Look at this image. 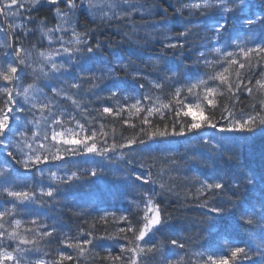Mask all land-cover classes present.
Segmentation results:
<instances>
[{
  "label": "snow or ice",
  "instance_id": "snow-or-ice-1",
  "mask_svg": "<svg viewBox=\"0 0 264 264\" xmlns=\"http://www.w3.org/2000/svg\"><path fill=\"white\" fill-rule=\"evenodd\" d=\"M177 2L179 7H169L181 30L169 35L163 30L170 24L169 13L160 4L0 0V36L5 39L0 55V150L7 152L10 163L41 177L37 185H24L19 191L3 189L12 199L8 201L11 207L0 211V264H91L96 260L101 264H193L192 256L197 257L195 264H264V0H260L259 13L252 0ZM46 6L56 21L52 27H47L46 17L31 15ZM21 10L29 14L25 23L16 24ZM185 11L189 17L195 14L207 22L193 25L191 19H184ZM136 16L143 23H137ZM27 24L37 27L28 29ZM141 29L160 31L158 36L152 31L141 35ZM257 29L260 37L254 39ZM37 32L41 44L46 39L50 47H59L38 49L36 60L30 63L32 52L22 46L19 37ZM66 35L70 37L67 41ZM195 37H201L203 43L196 44ZM156 44L161 46L159 50L148 54ZM176 57L192 59V63L181 66L174 63ZM33 63H38V73ZM26 76L33 83L25 86L20 82ZM242 97L253 101L247 112L238 107L244 103ZM68 102L73 111L65 106ZM104 121L109 122L108 130ZM117 122L131 134L117 135ZM209 129L242 134L246 142L252 141L254 155L258 143L259 167L250 169V175L233 176L216 169V156L226 155L224 141L231 137L210 138ZM193 138L206 151L192 148L191 154L186 152L177 159V153L160 147ZM230 151L229 160L239 158V152ZM85 156L115 158L124 166L117 164L107 174L103 168L81 171L64 167L73 157ZM186 172L199 174L189 177ZM8 174L7 168H0V176ZM105 175L113 177V187L119 185L114 195L129 204L118 217L104 211L91 223L85 219L87 229L77 227L76 236L62 233L56 225L49 227L40 218H15L33 215L27 210L44 203L45 198L55 208L57 198L64 195L61 185L71 188L82 180L94 183L92 178ZM176 180L184 184L178 185ZM241 184L248 189L243 198ZM167 201L179 204L177 211L193 210L189 201L195 202V210L203 215L198 223L211 226L209 243L219 240L221 247L210 248L211 254L180 255L185 245L169 239L177 230L171 223L172 213L162 207ZM73 215L83 218L88 213ZM5 217L9 219L5 221ZM110 219L124 226L109 233ZM25 223L36 227L21 234L19 229ZM98 223L105 226L102 234H96ZM239 230L250 234L241 241L243 246L233 239ZM252 236H258L261 243L254 245ZM57 240L60 247L54 256L42 252L41 241L51 244ZM107 240L115 241V255L112 248L104 247ZM254 255L258 261L253 260Z\"/></svg>",
  "mask_w": 264,
  "mask_h": 264
},
{
  "label": "trees",
  "instance_id": "trees-1",
  "mask_svg": "<svg viewBox=\"0 0 264 264\" xmlns=\"http://www.w3.org/2000/svg\"><path fill=\"white\" fill-rule=\"evenodd\" d=\"M135 2L146 4V5H153V4H160L163 8L168 10L169 13V20L170 24L164 28L163 30L167 32L169 35L175 34L181 30V28L178 25V22L174 19V13H173V8L169 7V5H175L176 7H179V4L177 0H135ZM183 2L187 3L188 0H183ZM253 4L255 5V10L259 13V8H260V0H252ZM63 7V5H61ZM22 16L17 18L15 20L16 24H22L25 23V18L29 14L25 12L24 10H21ZM31 15L39 17V18H47L49 23L47 27H52V23L54 20L52 19V14L48 7L46 6L43 8L40 12H33ZM184 19H191L192 24L196 26H200L204 24L206 21L205 17L202 16H197L193 14V16L189 17L188 12L185 11L183 13ZM137 23H143L140 19V16L135 17ZM151 19H159V17H153ZM2 20V18H0ZM81 22H84L83 17H81ZM26 27L28 29H33L36 28L37 25L35 24H27ZM90 27H95V25H90ZM19 31V30H18ZM125 31H127V28H125ZM145 31H152L153 35L159 34V29H141L140 34L143 35ZM201 35H203L204 30L203 28H200ZM111 35V33H109ZM247 35H251V33H248ZM3 41L5 42V39L3 36H1ZM29 40L27 39L28 37H19V39L22 41V46L26 49L31 50L32 56H31V61L36 60V51L38 49H43V50H51L52 47L58 45V44H53L51 47H44V44H48L47 40L45 39L43 44L40 43V35L39 32L36 33V35L29 36ZM260 37V31L259 29L256 30L254 39H259ZM68 36L66 35L64 37L65 41L67 40ZM55 40V36L53 37ZM113 39L119 40V36H114ZM28 40V41H26ZM196 44L203 43V40L201 37H195L194 38ZM4 42L2 43V46L4 45ZM33 45L36 47L33 48ZM161 46L159 44H156L153 46V48L148 50V54H154L156 50H159ZM3 49V48H2ZM194 59V53L193 57ZM212 58V57H210ZM135 59V58H134ZM137 64H140L142 67L144 66L142 61L137 60ZM174 63L180 64L181 66L183 65H190L192 63V59H183L181 61V58L176 57L174 60ZM33 67L37 69V73L39 72L38 68V63H33ZM21 84L27 85L30 83H33V79L30 76V78L27 77H22L21 78ZM141 83H144V81H141ZM19 87V85H17ZM43 87V85H40ZM53 87L56 85L53 84ZM147 87V85H146ZM47 91V89H45ZM51 95V93H49ZM71 94V93H70ZM159 95V93H156ZM258 98H261L258 96ZM88 99H91L89 97ZM242 100H244V103L239 105L238 107H243L244 110L248 111L247 108L244 107L247 98L242 97ZM68 108V111H73V108L70 105V102H68L65 105ZM93 106H98V105H93ZM246 111V112H247ZM29 119H32L31 116L28 117ZM77 118L81 119V122L83 123V119L80 117L79 114H77ZM23 119V117H22ZM105 123V129L108 130L109 128V122L104 121ZM88 125H86L87 127ZM116 129H117V135H119L121 132L125 136L130 135V131L127 130L126 128L120 127L119 123L117 122L116 124ZM208 131V136L211 137H217L219 138L220 136H225V137H231V139H226L224 141V149H225V156H216L215 159V168L220 170V171H225L226 176H233L235 173L233 171L237 170H246V165L247 164H259V154H258V148L259 144L257 143L256 145V153L255 155L253 154V148L251 147L252 141H245L243 139L242 134H233V133H219L218 131H213L211 129L207 130ZM30 135V133H29ZM219 139H217V143H219ZM248 144L249 147L245 148V144ZM161 148L167 147L169 148L172 152L177 153V159H179L180 155L185 154L186 152L188 154H191V149L196 148L199 151H206V149L203 148V146L200 144V141L198 139H190V140H179L178 142L173 143L172 145H161ZM11 150V149H9ZM230 150H235L240 153L238 159L234 160H229L227 158L228 155H231L232 152ZM120 151L126 152L127 150L121 149ZM154 155L157 153H153ZM15 155V153H14ZM119 155V154H117ZM17 159L19 157L17 156ZM241 162H245L246 164H242ZM82 163H87L89 165H92L93 167L99 169L103 168V171L105 174L109 172V169L106 170L107 165L111 164L114 167L117 164H120L121 167L124 165L118 161L117 159H102L100 157H96L95 159L85 156V157H73L71 162L68 164L64 165L65 168L71 169V170H81L82 169ZM242 164V165H241ZM240 165L241 167H238ZM136 167V165H129V168ZM159 165H157L156 168H153V174L155 176L157 169ZM0 168H7L9 170V174L7 176H0V211H3L4 207H11L10 204H8V201L11 200V197H8L6 193L3 192V189L6 187H12L13 190H21L24 185H37V182L41 180V177L39 175H33L32 171L25 170L23 169L20 165L10 163L9 158L7 157V152L4 150H0ZM34 171V170H33ZM55 171V169H53ZM63 174V173H60ZM199 173L196 172H186L184 175L191 177L192 175H198ZM47 175V172L45 173ZM95 180L94 183H88L84 182L83 180L74 184L71 188H64L63 185H61V188L64 192V195L60 196L57 198L59 201L56 204V207L53 208L51 206V202L47 201V198H45L44 203H37L32 205L27 211L33 213V215H18L15 218L16 219H21L23 221H28L32 219H37L40 218L43 222V224L48 225L49 227L52 225H56L58 230L61 231L62 233H66L69 236H76L77 232L76 229L77 227H83L87 229V225L83 223V220H88L89 223L92 222V219L94 217H98L99 215H102L104 211L108 212H115L117 217L121 214V211L128 208L129 204L127 200L124 199H118L114 193L116 192V189L119 187V185H116L113 187L111 185V181L113 180V177L111 175H105L103 179H96L92 178ZM164 181H167V177H164ZM236 183H240V179H237L235 181ZM45 184L48 183V181L45 179L44 181ZM176 184L178 185H183L184 181L182 180H176ZM192 187L193 185H189ZM177 191H180V188L178 187L176 189ZM248 189L241 184V187L239 189L240 192V197L243 198ZM258 195V191L255 193ZM131 199V197H129ZM174 199V198H173ZM189 205L193 208V210H188L182 209L180 211H177L176 209L179 208V204L173 203L171 201H167L164 204H162V207H166L167 211L172 213V220L171 223L174 226V228L177 230L175 235H172L169 237V239H178L179 243H183L185 245V248L183 250H180V255H192L193 253L195 254H200V253H208L209 248L207 245L208 241L210 240V232L209 228L211 227L208 224H199L198 221L200 219H203L202 212L199 210H195V202L189 201ZM80 211H86L88 213L87 216L83 218H79L76 215H73V213H77ZM58 216L60 217L61 222H57L54 220L52 216ZM131 215V214H130ZM6 219H9L8 217H5L4 220L7 221ZM196 224L195 227H192L193 224ZM215 223L218 225L222 223L221 221H215ZM63 225L64 227L61 228L60 226ZM124 225L119 223L118 221H113L112 219L109 220V223L107 225V231L109 233H115L119 227H123ZM36 227L35 225L32 224H22L19 231L21 234H24L26 228H34ZM5 228H9V225L5 223ZM105 226L102 224H97L96 225V234H102L104 231ZM10 230V228H9ZM41 231L44 229L41 228ZM214 230V229H213ZM234 236L240 238L243 241L248 240L246 239L239 231L233 233ZM250 236V234H248ZM185 237V239H179V237ZM252 242L254 245L258 244L254 237H251ZM208 240V241H207ZM216 248L221 247L222 241L216 240L212 242ZM209 244V243H208ZM237 245H241L240 242L236 243ZM60 247L59 240H57L55 243H45L44 241L40 242V248L42 252H51V254L54 256L55 249H58ZM104 247L105 248H112L113 254L115 255L118 252V247L116 246V243L114 240H107L104 242ZM214 248V247H213ZM7 250L12 251V248L9 247ZM165 252H167V248L165 249ZM100 255H105L104 252H101ZM256 259V257H253ZM197 257L192 256L193 264H195ZM91 264H101L99 260H96L94 262H91ZM150 264H158V261H151Z\"/></svg>",
  "mask_w": 264,
  "mask_h": 264
},
{
  "label": "bare ground",
  "instance_id": "bare-ground-1",
  "mask_svg": "<svg viewBox=\"0 0 264 264\" xmlns=\"http://www.w3.org/2000/svg\"><path fill=\"white\" fill-rule=\"evenodd\" d=\"M85 22V21H84ZM56 23V21L54 20V22L52 23V26H53V24H55ZM29 36H28V40H29ZM28 40H26V41H28ZM0 42H4L3 41V39H2V37L0 36ZM5 43V42H4ZM53 46V45H52ZM44 47L45 48H47V47H50L49 46V43L48 44H44ZM54 47H57V45L56 46H54ZM3 48V46H2V43L0 44V55H2L3 54V50L4 49H2ZM53 48V47H52ZM32 59H31V57H30V59H29V62L31 63L32 61H31ZM27 78H30V76H26ZM257 78H259V77H257ZM257 99H259L258 97H257ZM247 102H245V104H244V107L245 108H247L248 109V107H247V105L248 104H250V103H252L253 101H251L250 99H248V100H246ZM249 110V109H248ZM247 111V110H246ZM242 164H246L245 162H241ZM241 164V165H242ZM111 166H113V165H111V164H109V165H107V167H106V170L107 169H109V168H111ZM238 166V165H237ZM238 167H241L240 165L238 166ZM259 167V164H254V163H251V164H247L246 165V170H237V171H233V173H235V175L236 174H238V173H241V172H248V174L250 175L251 174V172H250V169H256V168H258ZM88 168H95V167H93L92 165H89V164H87V163H82V169L84 170V169H88ZM223 173L224 174H226V172L225 171H223ZM131 197V199H134L135 197L134 196H130ZM53 218H54V220L55 221H57V222H61L60 221V217H58V216H56V215H54V216H52ZM6 220H8V219H6ZM239 232L246 238V239H249V233H246L245 231H243V230H239ZM252 237H254V239L257 241V242H259L260 241V239H259V237L258 236H252ZM233 239L235 240V242L237 243V242H240L241 243V241H243V238H242V240L240 239V238H238V237H236V236H234L233 235ZM208 241V240H207ZM208 243H209V241H208ZM207 243V245H209L208 247L210 248H216L215 247V245L213 244V243H209L208 244ZM261 242H259L258 244H256V245H259ZM8 251H10V250H8ZM253 257H256V259H254L253 258V260L254 261H258L259 260V257H257V256H253Z\"/></svg>",
  "mask_w": 264,
  "mask_h": 264
},
{
  "label": "rangeland",
  "instance_id": "rangeland-1",
  "mask_svg": "<svg viewBox=\"0 0 264 264\" xmlns=\"http://www.w3.org/2000/svg\"><path fill=\"white\" fill-rule=\"evenodd\" d=\"M68 39H70V37H69V36H68L67 40H68ZM67 40H66V41H67ZM57 47H59V45H57Z\"/></svg>",
  "mask_w": 264,
  "mask_h": 264
}]
</instances>
